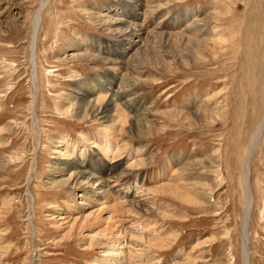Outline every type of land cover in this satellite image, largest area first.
<instances>
[{
	"label": "rangeland",
	"instance_id": "rangeland-1",
	"mask_svg": "<svg viewBox=\"0 0 264 264\" xmlns=\"http://www.w3.org/2000/svg\"><path fill=\"white\" fill-rule=\"evenodd\" d=\"M164 1L167 0L161 2ZM170 1L169 6L159 11L163 18L167 15L159 25L162 26L160 31L180 32L192 20L208 17L215 10L225 12L227 9L226 12H230L225 21L199 22L206 33L211 34L206 36L208 40H227L214 55L206 51L200 59L182 55L189 64H172L173 71L163 64L156 66L153 61L166 52L174 54L177 50L170 43H156L150 56L153 60L143 63L147 69L136 76L138 80L132 85L138 106L149 115L150 123L143 125L135 136L119 131L114 134V140L118 146L128 143V147L123 148L127 153L136 146L146 145V154L152 156L149 163L136 170L140 177L129 184L136 192L133 191L130 197L144 190V186L148 187L146 178L153 177L157 170L170 174L173 167L177 170L172 174L173 181L183 178L182 187L188 192L174 195L156 191L143 196L154 197L158 210L140 212V215L125 213L126 207L117 212L113 210L114 213L111 208L114 209L119 201L110 198L107 205L97 206L103 208V212L98 213L102 214L101 219L97 214L69 229L70 226L60 225L55 218L50 219L55 215V207L59 206H66L72 219L80 215L69 196L70 191L49 182L57 170L55 158H62L59 151L62 148L56 145L62 144V140L75 143V149L72 147L75 152L71 156L85 152L89 158L92 156L87 160L98 169V157L93 156L98 147L93 148L92 142L95 133L103 131L105 126L97 117L85 112V108H79V98L73 92L76 85L89 84L96 74L111 75L118 71L119 75H128L119 64H106L86 57L71 60L69 54L82 48L90 37L108 45L119 41L95 21L100 5L112 1L0 0V264H93L96 258H102L103 243L108 237L99 233L108 229L105 233L114 235L117 224L125 228L120 237L125 242L122 250H143L145 253H142L157 261H151L152 264H242L241 165L251 134L264 110V86L259 90L261 95H256L257 100L253 99L250 86L253 73L248 63L250 59L246 58L251 55L250 62L254 60V43L264 37V0ZM149 2L153 5L152 0ZM39 7L41 19L33 68L29 43ZM182 11L189 12L188 21L175 27L173 21ZM147 25L154 26L150 22ZM124 57L127 58V54ZM166 60L171 61L170 56H166ZM245 64L250 68L245 69ZM208 98L207 105L211 110L206 108ZM33 100L35 116L29 109ZM205 110L211 113L208 119L188 115ZM84 138H88L87 142ZM252 152L247 168L253 201L247 248L250 264H264V136ZM86 169L99 176L96 170ZM64 176L68 177V174ZM142 181L145 185L140 189L137 186H141ZM75 199L80 198L75 196ZM113 201L115 205L111 204ZM88 211L89 206L81 212L82 217ZM111 214L125 225L120 221L112 226L113 222L107 223L105 218ZM154 231L172 239L160 248L145 244L144 240ZM140 234L147 237L138 239ZM143 263L147 264L145 259L140 264Z\"/></svg>",
	"mask_w": 264,
	"mask_h": 264
},
{
	"label": "bare ground",
	"instance_id": "bare-ground-1",
	"mask_svg": "<svg viewBox=\"0 0 264 264\" xmlns=\"http://www.w3.org/2000/svg\"><path fill=\"white\" fill-rule=\"evenodd\" d=\"M111 1H112L111 4L107 3L105 5H100L101 9H99L100 11L98 10L99 13L97 14V16H95L96 18L95 21L97 25L101 26L105 31H107L113 37L119 38V41H117V43L114 45H108L103 40H96L95 38L90 37L87 43H85L84 45H81L82 48H80L78 51H74L69 54L70 55L69 59L71 60H74V59L77 60V59L86 57L92 60L103 61L106 64H115V65L119 64L123 66V68L128 74L125 76L119 75L118 71L113 72L111 75L96 74V76H93V78L91 77L92 81H89V84L87 83L85 86L84 84L76 85L75 90L73 92L76 95V97L79 98V102H80L79 108H85L84 109L85 112L88 111L91 115H94V117H97L96 119L99 120L102 124L104 123L105 126H104L103 131H98L97 133H95L94 141L92 142L93 148L98 147L97 154L93 155V156H96V158L98 157V160H99V162L97 163L98 169L96 167L94 169V166H92L93 164L87 160V159H90L92 156L90 155V158H89L88 156H86L85 152L84 153L82 152V154L80 155L75 154L76 157L71 156V154H74L75 152V150H73L75 149L74 147L75 143L62 140V144L56 145V146H61L62 148V150L58 149L59 151H61L62 158H59V159L57 157L55 158V162L57 164V170H56L55 175L50 179V181L48 178V181L53 185L55 184L62 185L70 191L69 196L71 197V200L73 201V205L76 207L77 213H79L80 215H76L72 219L71 217L72 215L70 216L68 211H66V206L62 204L64 207L62 206L55 207L54 214L56 216L53 214L54 216L52 215L53 217H50V219L54 220L55 218L56 222L61 223L60 225L64 224L65 227L70 226V228L68 227L69 229H71L75 223L84 222V220L88 219L89 217H95L98 213L103 212V208H97V206L102 205L103 207V204H106V202L110 198L116 201H119V202H116L118 204L116 207H114V209L111 208L112 211L114 210L117 212L120 210V208L126 207L127 209L125 213L127 212L128 214H132L134 212L137 215L140 212H144V213L155 212V211L157 212L158 210L157 209L158 207L155 206L154 204V201H155L154 197L152 196L143 197V196H146V195L148 196L150 193H153L156 191H159V193L163 192L166 194L170 193L174 195L182 194L180 192L184 191V187H182L183 178L182 179L177 178L178 180L173 181L172 174L177 173L176 168L173 167L174 169L172 168V172H171V169L169 170L170 174H168L166 171L157 170L158 172H156V174L153 175V177H149V179L146 178L147 180L146 184H149L148 187H145L144 186L145 183H143L142 181V185L140 184L141 186H137V187L142 189V187L144 186L145 189L143 188L144 190L137 191L138 194L136 196L130 197V195H132V193H134L135 191L133 190L132 186H130L129 184L132 183L133 180L136 181V177L138 178L139 176V174L138 176L136 175L137 174L136 170L140 168L141 166H143L144 164L149 163V160L150 159L152 160V156H150L149 154H146V151H145L146 145H143V144L142 146H136L129 153L126 152L127 150L124 152V150L128 147L126 146L128 143H123V145L118 146L115 142L116 139H115L114 134L121 131L123 133L126 132L129 136H135L139 134V131L141 127H143V125L150 123V120L148 119L149 115L147 113L142 112L141 108L138 106V102L136 100L137 97L134 93L132 85H133V82L136 83L138 80L136 76H138L139 73H144V71L147 69V67L144 66L143 63L144 62L150 63V61L153 60L152 58L153 56L152 57L150 56L152 53H154L152 51L155 49L156 43H160L161 45L170 43L173 45V48L177 50L174 54H170V51L166 52L165 54L159 56L160 58H158L157 61H153V63H155L156 66H158L159 64H163L165 67L169 69V71H173L174 69H172L171 67L172 64L179 63L181 65L182 64L186 65L188 63L186 59H183L184 57L182 55L188 54L189 56H192L195 58L199 57V59L202 57L201 55L203 51L209 52L210 54L214 55L218 51V49L221 48L220 45H222L227 40L226 38H223V39L216 38L214 40H208L209 39L208 37L211 36V34L210 35L207 34L206 33L207 31L205 30L203 25L199 23V22H203L205 24V22L208 23L210 21H215V23H220L221 20L225 21L224 18H226L230 12V10L229 12H226L227 11L226 8H225L226 9L225 12L215 10L213 11L212 14L210 13L211 15L208 17H205V18L202 17L201 19L197 18L196 21L192 20L189 23H186L187 27L181 30L180 32H172L171 29H168V30H171V32L167 33V31L164 32V31H160L161 29L159 30V28L162 27V26L159 27V25L164 20V18H166L167 16L166 15L163 18L162 15H159L160 14L159 11L162 10L164 6H169V3L172 1L167 0V1L161 2L162 0H152L153 5L150 4L152 6L149 5L150 3L149 0H111ZM41 3L43 5V2ZM40 9L41 7L37 9L36 14H35V18H34L35 21H34L33 32H32V40L29 43L30 44L29 53H30V59H31L33 68L35 65L34 51H35V48L37 47L36 35L39 30L38 27H39V23L41 19ZM154 14H158V15L153 16ZM188 17H189V12H185V11L180 12L178 17L175 18V20L173 21L174 24H176L175 27H180L183 22L188 21ZM170 21L172 22V19ZM148 22H150V24L152 23L154 26L150 27L151 25L150 26L147 25ZM215 29L218 30V27L215 26ZM257 32L259 31H256V33ZM260 34L262 35L263 32ZM201 35H204V37ZM207 35L208 37L206 38ZM240 35L241 34H239V36ZM251 38L253 39L254 37L252 36ZM262 38L263 39L261 41L257 40V37L255 39L257 41L254 43V52H255L254 60L250 62L251 55H249L250 56L249 58L248 57L246 58V59H250L249 62L245 59L251 66V68L250 66L248 67L247 66L248 63L245 62L247 63V65L245 64L246 65L245 69L246 67H248L251 69L253 73V77L251 78L252 85L250 86L253 88L252 89L253 99L255 98L256 100H257L256 95L259 94V90H261L264 86V37ZM242 49L243 50L241 52L243 53L244 51L245 53L244 47ZM125 54H127V58L124 57ZM166 56L168 57L170 56L171 61H167V60L165 61ZM146 57H149V58H146ZM34 74L35 73L33 71L32 72L33 79H35ZM259 95H261V93ZM209 101H210L209 98L205 100L206 105L207 103H209ZM251 101L253 102V100ZM260 102H262L263 104V100L262 101L260 100ZM34 105H35V102L33 100L29 108L32 116H35L36 114ZM206 108L207 110H211L209 109L208 105L206 106ZM255 111H253V113ZM257 111H260V110L258 109ZM65 113H69V111H65ZM192 114L195 117H198V118L203 117L205 119H208L211 115V113H209L206 110L200 111V112L196 111L194 113L193 112L188 113V115H191V116ZM261 114L262 115H260L261 117L259 119L260 122L258 124L255 123L257 125L255 126V130L253 129L254 132L251 134V139L246 149L247 152L244 154L245 156H244V159L241 165L242 166L241 184L243 185L242 194H243V201H244L243 203L244 210H243L242 221H241V226H240L242 264H250L249 250L247 248V244H248L247 243L248 241L247 231H248V225H249V220H250L249 214H250V210L253 205V201H252V191L250 189V185H248L249 170L247 168H248V163H249L251 154L253 153L252 151L255 147V144L258 145L262 136H264L263 135L264 133V110ZM126 123H128V129L124 130ZM32 126H34V123ZM87 139H85L86 142H87ZM100 148H101V151H99ZM125 153L126 155H124ZM107 159L108 161L105 162V160ZM86 168L92 169L94 171L96 170L97 173H99V176H97L93 172L92 173L89 172ZM31 171H32V166H31V170L28 173L29 175L31 174L30 173ZM66 174H68V177L64 176ZM112 174H114V176H112ZM102 176L103 177L106 176V177L103 179ZM74 195L79 197L80 199L79 200L75 199ZM99 202H102V204ZM111 204L115 205L114 201ZM87 206L90 207V211H88V214H85L86 215L85 217H82L81 212L85 210ZM106 208L107 207H105V210H107ZM162 214L166 215L165 212H162ZM98 215H99V218L101 219L100 215L102 214H98ZM118 215L121 217L120 214H116L117 217ZM138 216L136 218H138ZM70 220H73V221L70 222ZM105 221L107 223L113 222V224H111L112 226V225H115L117 222L119 223L120 220L116 221L115 216L111 214L109 216L107 215V217L105 218ZM121 227H119L118 224L114 226L115 228L114 235H112L113 233L106 234L105 232H107L108 229H104L102 230L101 233H99V235H103V236L108 235V237L106 241L103 243L104 249H102L101 251V254H103L102 258L101 259L96 258L97 260H94L93 264H140L144 261V259L147 264H152L151 261H154L155 259L148 255L146 256L143 250L142 251L144 253H142V251L140 250H135L134 252H132L129 250V249L132 250V248H129V249L127 248V251L122 250L125 242L123 240H120V237H123L125 228L124 227L121 228ZM145 228H148V227H145ZM145 228H143V230L140 229L141 232H143ZM127 231H130V230H127ZM144 234H148V233H144ZM163 234L164 233L154 231L152 232V236L150 237L151 239L147 236H145V238L147 237L149 239L147 238L145 239L144 237L141 236V234L140 236H138L139 238L138 237L137 238L142 239V240L145 239L144 240L145 244L147 243L154 247L156 246L160 248V246H163L167 242V240L170 239V238L168 239L167 237H165L166 234L165 235ZM136 235H139V234L136 233ZM135 236H133V238ZM92 239L93 238H91L89 241V246L92 243ZM139 242H142V241L139 240ZM134 246H136L135 243H134ZM136 251L137 253H135ZM138 251H140L141 253H138ZM135 260H138V263H134ZM186 261L188 262V260Z\"/></svg>",
	"mask_w": 264,
	"mask_h": 264
}]
</instances>
